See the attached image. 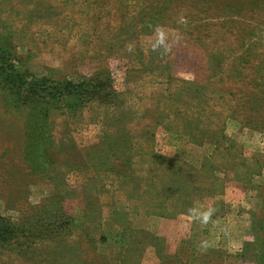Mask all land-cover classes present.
Instances as JSON below:
<instances>
[{
    "label": "rangeland",
    "instance_id": "374dc122",
    "mask_svg": "<svg viewBox=\"0 0 264 264\" xmlns=\"http://www.w3.org/2000/svg\"><path fill=\"white\" fill-rule=\"evenodd\" d=\"M0 264H264V0H0Z\"/></svg>",
    "mask_w": 264,
    "mask_h": 264
},
{
    "label": "trees",
    "instance_id": "16d2710c",
    "mask_svg": "<svg viewBox=\"0 0 264 264\" xmlns=\"http://www.w3.org/2000/svg\"><path fill=\"white\" fill-rule=\"evenodd\" d=\"M9 62H11V60H9ZM82 104H84L83 101L79 105H82ZM39 117L40 116H36V118L34 119V123H37V125H35L34 131H35V133H37L39 135L40 138H42V140H44L45 135H46V131H45L46 122L42 121Z\"/></svg>",
    "mask_w": 264,
    "mask_h": 264
},
{
    "label": "clouds",
    "instance_id": "9594fccd",
    "mask_svg": "<svg viewBox=\"0 0 264 264\" xmlns=\"http://www.w3.org/2000/svg\"><path fill=\"white\" fill-rule=\"evenodd\" d=\"M210 215H211V210H209L207 213L204 214V216H203V220H204L205 222H207V220H208V218H209Z\"/></svg>",
    "mask_w": 264,
    "mask_h": 264
}]
</instances>
